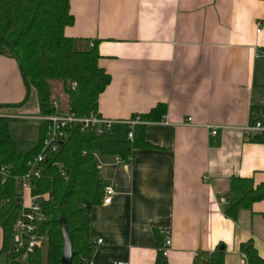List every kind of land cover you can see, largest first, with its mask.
I'll return each mask as SVG.
<instances>
[{"label":"crops","instance_id":"1","mask_svg":"<svg viewBox=\"0 0 264 264\" xmlns=\"http://www.w3.org/2000/svg\"><path fill=\"white\" fill-rule=\"evenodd\" d=\"M70 13L65 35L95 44L110 76L97 111L115 120L113 138L138 119L149 143L120 162L98 155L115 193L90 211L92 264H154L166 238L168 264L217 246L241 264L248 240L264 259V199L224 212L231 177L264 182V139L246 130L264 123V0H71ZM25 95L16 59L0 54V115L32 116Z\"/></svg>","mask_w":264,"mask_h":264},{"label":"trees","instance_id":"2","mask_svg":"<svg viewBox=\"0 0 264 264\" xmlns=\"http://www.w3.org/2000/svg\"><path fill=\"white\" fill-rule=\"evenodd\" d=\"M71 0H0V54L16 59L25 85L26 95L34 91L41 115L51 114V82L58 81L68 97V110L77 116L97 111L99 94L110 76L98 66L99 53L95 44L81 49L80 39L68 37L64 30L73 23ZM17 104L18 105H21ZM157 109V110H156ZM144 116L156 119L163 106L158 105ZM17 118L0 115V166L9 168L2 181L0 173V227L3 232L0 255L4 264H60L64 219L71 237V264H91L95 243L90 235V211L101 202L103 187L98 162L94 154L119 155L127 160L140 146H148L143 130L134 131L133 140H116L111 132L96 135L72 130L58 151H49L42 162V172L34 181L33 196L42 198L36 221L38 231L45 234L47 252L43 260L40 249L28 254L25 261L11 250L13 226L21 209V198L14 185V176L27 171V162L42 150L45 124L40 122L36 140L15 138L10 124ZM264 132L253 134L251 141L260 142ZM225 215L235 219L241 209H249L253 202L264 199V182L254 185L250 178L231 177ZM38 198V199H39ZM264 217V212L262 213ZM243 255L241 264H264L250 240L239 245ZM154 264H168L160 247ZM193 264H225L224 249L199 251Z\"/></svg>","mask_w":264,"mask_h":264},{"label":"built area","instance_id":"3","mask_svg":"<svg viewBox=\"0 0 264 264\" xmlns=\"http://www.w3.org/2000/svg\"><path fill=\"white\" fill-rule=\"evenodd\" d=\"M92 45V44H90ZM51 105L54 112L51 114L38 115L34 117L38 122L45 124V135L42 141V150L40 153L31 158L26 166L27 171L22 175L14 176V185L20 194L21 209L15 220L13 226V236L11 250L19 253L21 260H26L28 254L36 249H40L43 241L46 240L45 234L38 231L36 221L40 213V204L37 203L38 196H33L31 190L34 187V181L38 179L42 172V162L46 160V154L49 151H58L61 144L66 140L72 130H79L80 132H92L96 135H103L111 132L115 120L101 115L98 111L90 112L85 116H77L70 112L68 108L60 107L56 99L52 98ZM191 119L188 118L187 122ZM139 123L138 119H131L126 121V138L133 140L134 127ZM246 130L253 133L264 132V123L261 121H254L246 127ZM216 130H211L215 134ZM97 161H99L98 154H94ZM123 159L115 156V161L120 162ZM0 173L2 174V181L9 175V168L7 166H0ZM115 193V188L112 183L105 184L103 187L102 201L108 204L112 195ZM98 243L101 240H97ZM170 246V238H166L162 247L160 248L163 255L166 256ZM92 264V261H91ZM114 264H125L122 261H117Z\"/></svg>","mask_w":264,"mask_h":264},{"label":"rangeland","instance_id":"4","mask_svg":"<svg viewBox=\"0 0 264 264\" xmlns=\"http://www.w3.org/2000/svg\"><path fill=\"white\" fill-rule=\"evenodd\" d=\"M52 98L56 99L60 107L63 109L68 108V97L63 91V86L58 81L51 82ZM25 108L27 113H33L32 116H23L22 118L13 120L10 124V131L12 135L17 139L22 140H36L39 137V122L34 117L40 115L37 110V101L34 91H30L27 100L25 101ZM22 112V110L20 111ZM11 117V116H8ZM118 133V132H117ZM116 137H125V133H114ZM40 252L43 260H45L47 252V240H44L40 246ZM25 261V260H22Z\"/></svg>","mask_w":264,"mask_h":264},{"label":"water","instance_id":"5","mask_svg":"<svg viewBox=\"0 0 264 264\" xmlns=\"http://www.w3.org/2000/svg\"><path fill=\"white\" fill-rule=\"evenodd\" d=\"M229 197V194L228 196ZM42 198H39L37 200V203H41ZM38 219H42V215L38 214ZM60 229L62 232V254L60 258V264H71L72 256H73V250H72V242H71V237L67 231L65 221L64 219L60 220Z\"/></svg>","mask_w":264,"mask_h":264}]
</instances>
